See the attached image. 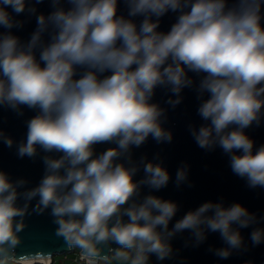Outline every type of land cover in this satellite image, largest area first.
I'll list each match as a JSON object with an SVG mask.
<instances>
[{
	"label": "clouds",
	"instance_id": "1",
	"mask_svg": "<svg viewBox=\"0 0 264 264\" xmlns=\"http://www.w3.org/2000/svg\"><path fill=\"white\" fill-rule=\"evenodd\" d=\"M52 2L55 10L37 17L38 28L27 46L10 32L0 34V104L38 109L28 121L19 155L34 156L37 146L62 155L45 156L46 174L22 195L27 201L39 196L33 209L38 213L51 206L59 224L57 234L69 245L86 249L89 264H95L97 245L109 240L136 248L140 264H145L148 253L163 259L170 251L162 232L177 211L174 202L148 195L140 204L122 207L138 194L141 184L165 186L168 173L146 163L145 178L134 183L137 169L114 161L149 134L157 141L171 139L160 127L157 106L148 101L157 85H171L178 94L191 84L185 69L204 74L199 92L208 94L198 108L206 123L192 133L198 145L219 144L231 154L236 174L247 177L251 186H264V145L253 152V141L244 133L254 121L259 123L264 108L262 0H238L232 7L226 0H126L130 17H144L139 30L131 19L116 15L117 0H68L67 10L59 6L60 0ZM0 3L17 14L26 7V0ZM186 7L190 10L183 11ZM169 9L180 11L177 21L168 32L157 31L158 18ZM28 10L35 12L34 7ZM14 23L19 22L0 7V25L11 29ZM45 32L50 37L46 45L41 41ZM78 68L84 71L74 78ZM105 72L111 75L99 78ZM104 142L117 147L92 158V146ZM5 143L10 147L12 141ZM177 179H184L183 172ZM17 187L0 172V254L19 243L16 233L23 228L20 222L13 225L27 209V204L15 206ZM123 215L128 222H122ZM75 216H82V222L71 223ZM253 219L239 203L224 207L207 202L188 211L167 235L188 229L203 239L205 229L219 231L236 248L241 237L232 225L247 227ZM261 235L254 231L253 242L259 243ZM219 254L226 257L228 252Z\"/></svg>",
	"mask_w": 264,
	"mask_h": 264
},
{
	"label": "water",
	"instance_id": "2",
	"mask_svg": "<svg viewBox=\"0 0 264 264\" xmlns=\"http://www.w3.org/2000/svg\"><path fill=\"white\" fill-rule=\"evenodd\" d=\"M237 3L238 0H226L228 7ZM59 6L65 10L71 7L68 0H60ZM0 7L5 8L14 22H19L14 23L11 29L0 25V34L10 32L19 38L23 46H27L38 28L37 17L39 15L47 17L55 10L52 0H41L40 3L36 0H26L25 11L20 14L15 13L11 6L0 3ZM31 7L35 8V12L28 10ZM188 10H190L188 7L183 9V11ZM179 14V10L173 12L169 9L158 18L157 31L168 32L177 21ZM116 15L131 19L138 30L144 19L142 15L129 16L126 0H117ZM260 15V26L264 29V0L261 3ZM151 19L156 21L157 17L153 16ZM49 39V32L41 35L43 44L46 45ZM39 47L38 45L35 52L37 60H39ZM83 71V68H78L77 76L74 78H79ZM185 71L192 81L191 84L182 87L178 94L173 93L171 85H157L148 101L157 106L160 111L158 117L160 127L171 135V139L157 141L149 134L139 146L130 145L127 152L114 161L123 164L126 168L137 169L132 176L134 183L145 178L146 163L161 166L169 176L167 184L159 189L141 184L138 194L122 206L127 208L133 202L140 204L148 195L174 202L177 206V211L168 223L167 231L162 232V238L169 245V253L163 259H159L155 253H148L145 264H264V186H251L247 177L236 174L231 167V154L226 153L219 144L209 147L198 145L192 133L206 123L198 114V108L202 101L208 98V94L201 95L199 92V83L204 74H196L187 69ZM107 75L111 73L105 72L99 78ZM177 100L179 102L174 103ZM37 114L38 109H30L26 105H19L14 109L6 104H0V172L6 174L13 184L18 185L17 192L20 195L15 206L23 208L27 204L25 215L15 217L13 222L14 227L18 222L23 224L22 230L16 233L19 243L5 254H0V257H7L8 262L50 261L49 258L54 255L71 253L75 245H69L64 236L57 234L59 224L56 223L57 218L52 215L51 206L38 213L33 209L39 201V196L27 201L22 195L25 191L38 186L46 174L44 157L55 159L62 155L58 152H45L39 146L34 156L19 155L20 145L26 142L28 121ZM244 133L253 141V152L264 145V108L261 110L259 123L254 121L244 129ZM6 140L12 141L10 147L5 143ZM92 147V158H95L108 148L117 145L114 142H104ZM178 172H183L184 179H177ZM61 174H64L63 169ZM19 181H23V185H19ZM207 202L221 203L224 207L239 203L254 218L247 227L232 225L233 229L240 233L239 247H230L222 239L219 231L212 232L205 229L203 239H197L188 229L173 232L171 236L167 235V232L172 231L175 223L188 211H195ZM63 219L69 222V217L65 216ZM121 219L125 223L129 220L126 215ZM70 222L79 224L82 222V216L72 217ZM113 222L114 220L110 221L109 227ZM157 231L161 232L160 227ZM254 231L262 233L259 243H254L252 240ZM79 247L80 260L86 259V262H89L86 249ZM125 248L113 240L98 244L99 252L95 262L97 259L98 262L107 259L110 254L122 252ZM222 250L228 252L226 257L219 254ZM130 255L133 256V253Z\"/></svg>",
	"mask_w": 264,
	"mask_h": 264
},
{
	"label": "built area",
	"instance_id": "3",
	"mask_svg": "<svg viewBox=\"0 0 264 264\" xmlns=\"http://www.w3.org/2000/svg\"><path fill=\"white\" fill-rule=\"evenodd\" d=\"M74 252V248L73 251ZM129 252V253H128ZM118 253H125V264H140L141 262V255L139 254L138 250L136 248H125L122 252ZM133 253V256L130 254ZM117 254V253H116ZM64 259H67V254H63ZM110 256V255H109ZM109 256L107 259H103L101 261H97L95 264H99L102 262H107L109 260ZM53 257V256H52ZM50 257V261L47 262H42V263H36V264H54V259ZM81 253H78L77 255L72 256L70 259L75 263V264H89V262H86V259L80 260ZM7 257H0V264H23V263H15V261H7Z\"/></svg>",
	"mask_w": 264,
	"mask_h": 264
},
{
	"label": "rangeland",
	"instance_id": "4",
	"mask_svg": "<svg viewBox=\"0 0 264 264\" xmlns=\"http://www.w3.org/2000/svg\"><path fill=\"white\" fill-rule=\"evenodd\" d=\"M79 248L80 247H78V245H74V250H75V252H71V253H68L67 254V256L69 257V258H71L72 256H74V255H77L78 253H79ZM129 253V252H128ZM63 254H60V255H54L53 256V258H63ZM125 253H117V254H110V256H109V260L106 262V263H104V264H125ZM59 263H62V262H58V264ZM74 264V263H72V262H69V260L68 261H64V264Z\"/></svg>",
	"mask_w": 264,
	"mask_h": 264
},
{
	"label": "crops",
	"instance_id": "5",
	"mask_svg": "<svg viewBox=\"0 0 264 264\" xmlns=\"http://www.w3.org/2000/svg\"><path fill=\"white\" fill-rule=\"evenodd\" d=\"M53 259H54V264H58V262H62V263H59V264H64V261H68V260H69V262L74 263L69 257H67V259H64V257L63 258L62 257L61 258H53ZM104 263H106V262H102V263H99V264H104Z\"/></svg>",
	"mask_w": 264,
	"mask_h": 264
},
{
	"label": "bare ground",
	"instance_id": "6",
	"mask_svg": "<svg viewBox=\"0 0 264 264\" xmlns=\"http://www.w3.org/2000/svg\"><path fill=\"white\" fill-rule=\"evenodd\" d=\"M12 256H14V255L12 254ZM97 261H98V259L96 260V262ZM42 262H47V261H40V262H35V263L23 262V264H36V263H42Z\"/></svg>",
	"mask_w": 264,
	"mask_h": 264
},
{
	"label": "trees",
	"instance_id": "7",
	"mask_svg": "<svg viewBox=\"0 0 264 264\" xmlns=\"http://www.w3.org/2000/svg\"><path fill=\"white\" fill-rule=\"evenodd\" d=\"M79 247V246H78ZM79 250H80V248H79ZM74 252H75V250H74Z\"/></svg>",
	"mask_w": 264,
	"mask_h": 264
}]
</instances>
